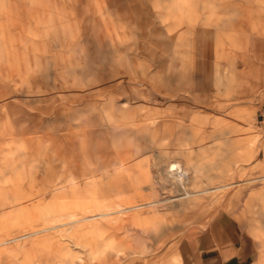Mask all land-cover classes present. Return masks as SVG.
Listing matches in <instances>:
<instances>
[{"label": "rangeland", "instance_id": "obj_1", "mask_svg": "<svg viewBox=\"0 0 264 264\" xmlns=\"http://www.w3.org/2000/svg\"><path fill=\"white\" fill-rule=\"evenodd\" d=\"M262 109L264 0H0V264H264Z\"/></svg>", "mask_w": 264, "mask_h": 264}, {"label": "crops", "instance_id": "obj_2", "mask_svg": "<svg viewBox=\"0 0 264 264\" xmlns=\"http://www.w3.org/2000/svg\"><path fill=\"white\" fill-rule=\"evenodd\" d=\"M120 165L122 168L125 167L122 162ZM83 177L89 180L96 176L94 172H91L84 173ZM69 182H73V179H70ZM13 185L17 186L18 182L13 183ZM49 185V182L45 185H39L36 181H33L30 186L44 188ZM27 192L35 193L36 191L32 189ZM191 201L194 205H197L195 200L186 201L185 205ZM138 223L144 224L143 222ZM93 233L99 235L95 223L91 229L79 234L76 241L84 242L87 236L89 234L93 235ZM184 240L187 264H249L253 257L251 245L243 238L231 219L226 215L217 216L207 227H192L186 232Z\"/></svg>", "mask_w": 264, "mask_h": 264}, {"label": "bare ground", "instance_id": "obj_3", "mask_svg": "<svg viewBox=\"0 0 264 264\" xmlns=\"http://www.w3.org/2000/svg\"><path fill=\"white\" fill-rule=\"evenodd\" d=\"M167 171L170 172V174H172L173 176L174 175H177V178L182 180V176L181 175H184L186 174V171L183 170V167H182V164L178 163V162H172V163H168L167 164ZM162 171V170H161ZM176 174H175V173ZM163 174V172H162ZM190 181L192 182V177H190ZM184 182V181H183ZM190 196V193L187 194V195H184L183 198L185 199L186 197H189ZM192 200V199H190ZM186 201H189L188 199L184 200L183 202L186 203Z\"/></svg>", "mask_w": 264, "mask_h": 264}, {"label": "built area", "instance_id": "obj_4", "mask_svg": "<svg viewBox=\"0 0 264 264\" xmlns=\"http://www.w3.org/2000/svg\"><path fill=\"white\" fill-rule=\"evenodd\" d=\"M259 116H261L262 121L264 122V109H262V112L259 113Z\"/></svg>", "mask_w": 264, "mask_h": 264}]
</instances>
